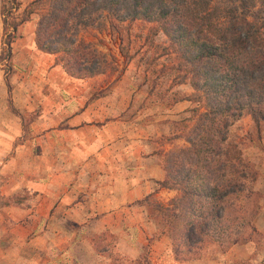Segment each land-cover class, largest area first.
I'll use <instances>...</instances> for the list:
<instances>
[{
    "label": "crops",
    "instance_id": "0c3cea01",
    "mask_svg": "<svg viewBox=\"0 0 264 264\" xmlns=\"http://www.w3.org/2000/svg\"><path fill=\"white\" fill-rule=\"evenodd\" d=\"M4 1L0 264H220L205 254L180 261L173 250L164 213L180 191L164 183L168 155L189 146L180 132L169 143L162 114L134 115L128 77L69 75L38 48L36 17L1 62ZM190 108L180 102L166 118ZM255 225L264 233V213ZM252 256L237 243L225 264Z\"/></svg>",
    "mask_w": 264,
    "mask_h": 264
},
{
    "label": "trees",
    "instance_id": "16d2710c",
    "mask_svg": "<svg viewBox=\"0 0 264 264\" xmlns=\"http://www.w3.org/2000/svg\"><path fill=\"white\" fill-rule=\"evenodd\" d=\"M3 3L4 51L1 62L11 60L12 44L21 24L32 18L25 11L12 18ZM46 3L38 20L36 42L49 54H61L69 75L86 79L106 72V58L83 43L82 31L107 16L118 22H157L170 38L202 92L204 110L187 135L189 146L167 157L165 186L180 191L164 218L180 261L202 258V246L213 238L234 245L227 229L226 207L220 205L238 194L228 164L217 145L225 143L229 127L250 111L264 120V0H37ZM214 141H220L217 145ZM248 177L243 175L242 178ZM225 220V222H223ZM236 227L239 226L237 223ZM229 239L230 241H226Z\"/></svg>",
    "mask_w": 264,
    "mask_h": 264
},
{
    "label": "rangeland",
    "instance_id": "374dc122",
    "mask_svg": "<svg viewBox=\"0 0 264 264\" xmlns=\"http://www.w3.org/2000/svg\"><path fill=\"white\" fill-rule=\"evenodd\" d=\"M13 1L15 4L11 1L6 6L7 10L19 3L22 10L13 9L14 15L7 14L9 22L20 17L25 9L34 11L32 17L39 20L47 5L35 3L37 0ZM79 39L105 56L106 72L98 76L107 75L115 81L124 76L130 79L131 88L135 91L132 105L135 116L145 117V113L157 111L165 117L163 125L170 134L168 142L174 135L178 137L179 132L180 137L186 140L198 115L205 111L201 100L203 94L192 83L190 65L182 60L159 23L145 20L118 22L105 16L96 26L82 31ZM56 59L60 64L65 63L61 54H57ZM187 101L192 103V108L180 120L166 118L176 104ZM153 115L148 114L146 119ZM218 143L221 142L214 141V144ZM218 148H221L222 162L228 164L227 174L234 177L233 185L240 187L238 194L220 203L227 209L225 220L229 223L221 233L231 232V241L239 235L238 244L243 249L252 248L254 254L246 261H231L229 264H264V233L255 225L264 213V120L258 122L250 111H246L229 127L227 141L217 145ZM243 175L248 177L242 178ZM237 223L238 227L235 226ZM232 248L233 245L214 242L210 237L202 246L201 253L205 258L218 259L220 264H225L224 255Z\"/></svg>",
    "mask_w": 264,
    "mask_h": 264
}]
</instances>
